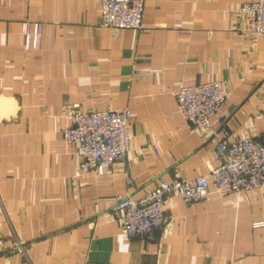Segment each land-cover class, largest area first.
I'll return each mask as SVG.
<instances>
[{
    "label": "crops",
    "instance_id": "0c3cea01",
    "mask_svg": "<svg viewBox=\"0 0 264 264\" xmlns=\"http://www.w3.org/2000/svg\"><path fill=\"white\" fill-rule=\"evenodd\" d=\"M252 1L144 0L139 31L98 26L101 0H0V264H264V187L170 196L168 233L144 239L104 215L220 163L219 125L189 129L178 87L222 80L229 139L264 132V34L239 11ZM67 102L133 111L124 163L79 171Z\"/></svg>",
    "mask_w": 264,
    "mask_h": 264
},
{
    "label": "built area",
    "instance_id": "2783aa9c",
    "mask_svg": "<svg viewBox=\"0 0 264 264\" xmlns=\"http://www.w3.org/2000/svg\"><path fill=\"white\" fill-rule=\"evenodd\" d=\"M239 11L246 20L241 30L244 34L253 37L264 34V0L244 2ZM143 12L144 0H101L98 26L140 31L144 28ZM39 34L37 23L35 31L24 28L22 37L33 35L37 40ZM227 95L222 80L182 85L174 91L179 114L189 129L219 125L218 131L223 136L218 137L214 154L220 163L208 174L193 179L183 176L157 179L154 189L139 198L130 193L117 195L104 215L117 220L129 238L144 239L154 230L168 233L172 218L166 214L164 205L170 196L193 202L207 198L212 191L226 195L264 187V132L229 139ZM62 114L70 120L62 134L67 143L77 147L79 171L93 170L103 176L112 165L125 162L131 147L133 111L130 108L85 110L79 103L67 102ZM262 224L263 221L255 222ZM18 245L23 246L22 242Z\"/></svg>",
    "mask_w": 264,
    "mask_h": 264
}]
</instances>
